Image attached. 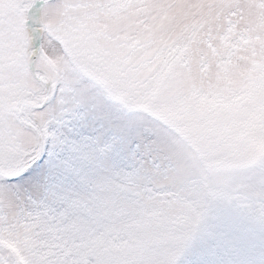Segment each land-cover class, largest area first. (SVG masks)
Instances as JSON below:
<instances>
[{"label":"snow or ice","instance_id":"1","mask_svg":"<svg viewBox=\"0 0 264 264\" xmlns=\"http://www.w3.org/2000/svg\"><path fill=\"white\" fill-rule=\"evenodd\" d=\"M0 264H264V0H0Z\"/></svg>","mask_w":264,"mask_h":264}]
</instances>
